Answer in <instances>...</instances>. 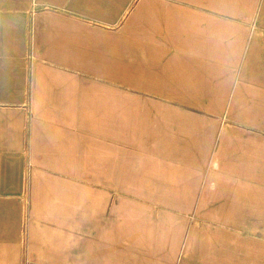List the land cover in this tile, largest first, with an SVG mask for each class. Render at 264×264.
<instances>
[{"label":"crops","instance_id":"1","mask_svg":"<svg viewBox=\"0 0 264 264\" xmlns=\"http://www.w3.org/2000/svg\"><path fill=\"white\" fill-rule=\"evenodd\" d=\"M0 264H264V0H0Z\"/></svg>","mask_w":264,"mask_h":264},{"label":"rangeland","instance_id":"2","mask_svg":"<svg viewBox=\"0 0 264 264\" xmlns=\"http://www.w3.org/2000/svg\"><path fill=\"white\" fill-rule=\"evenodd\" d=\"M92 186H94L93 181H92ZM94 193L96 195L91 196V204L92 206H98V203L102 200V196L99 199L98 192H94ZM116 202L120 203L122 206H132V196L130 194H117V195L107 194V200H106L107 206H113Z\"/></svg>","mask_w":264,"mask_h":264}]
</instances>
